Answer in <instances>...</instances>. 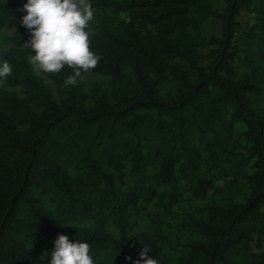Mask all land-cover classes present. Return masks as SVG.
<instances>
[{
  "label": "trees",
  "instance_id": "16d2710c",
  "mask_svg": "<svg viewBox=\"0 0 264 264\" xmlns=\"http://www.w3.org/2000/svg\"><path fill=\"white\" fill-rule=\"evenodd\" d=\"M89 2V72L109 80L87 93L64 86L71 68L33 72L27 0H0V264H49L60 234L95 264H134L143 246L159 264H264V0ZM209 18L221 32L204 38ZM151 205L152 233L127 238Z\"/></svg>",
  "mask_w": 264,
  "mask_h": 264
},
{
  "label": "clouds",
  "instance_id": "9594fccd",
  "mask_svg": "<svg viewBox=\"0 0 264 264\" xmlns=\"http://www.w3.org/2000/svg\"><path fill=\"white\" fill-rule=\"evenodd\" d=\"M23 10L27 14L21 24L31 35L21 47L35 52L29 55L34 70L57 74L65 67L71 68L73 74L66 78L64 86H74L82 79V72L98 66L102 57L90 50L89 26L95 10L89 0H27ZM11 74V64L7 60L0 63V86ZM91 253L88 242L73 243L60 234L54 241L49 264H95ZM149 253L150 249L143 246L134 264H159Z\"/></svg>",
  "mask_w": 264,
  "mask_h": 264
},
{
  "label": "rangeland",
  "instance_id": "374dc122",
  "mask_svg": "<svg viewBox=\"0 0 264 264\" xmlns=\"http://www.w3.org/2000/svg\"><path fill=\"white\" fill-rule=\"evenodd\" d=\"M212 5L215 9L222 10L224 7V0H211ZM102 12V11H100ZM106 12L109 11L106 9ZM237 19L245 24V23H253L254 22V15L251 12H248L244 9H242ZM221 32V22L215 18H209L207 19L200 27V33L201 36L204 38H210L212 36H218ZM8 34L7 32H2L0 35V49H3L6 47V40L5 35ZM211 48V46L205 42L203 45L200 46L199 51L205 56L202 59V64L206 65L210 62V58L206 56L207 51ZM29 55H35V52L31 49H25ZM33 72L39 76H44L43 72H37L34 70L33 66L30 64ZM186 68V65H184ZM109 77L98 74V73H92V72H86L82 74L81 81L83 82L84 90L89 93V90L93 85L98 84L102 89L107 90V83H108ZM177 87V82L173 79H167L163 84L159 86V91L161 94H164L168 91H174ZM184 197L188 198L190 195L188 192H183ZM157 210L153 205L147 207V208H140L139 213L133 218L132 223L134 225L128 229L125 233L127 238L131 240H137L140 237V234L142 232L148 231L152 233V228L147 225V223L144 221L146 218L150 217L153 213H155ZM111 233L113 234L114 238H117L120 235V231L114 230L112 228H109Z\"/></svg>",
  "mask_w": 264,
  "mask_h": 264
}]
</instances>
